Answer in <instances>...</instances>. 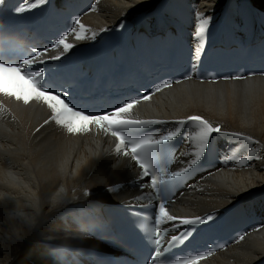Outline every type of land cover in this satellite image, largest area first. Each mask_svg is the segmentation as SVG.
Masks as SVG:
<instances>
[{"label": "bare ground", "instance_id": "1", "mask_svg": "<svg viewBox=\"0 0 264 264\" xmlns=\"http://www.w3.org/2000/svg\"><path fill=\"white\" fill-rule=\"evenodd\" d=\"M249 4L258 5L264 11V0H99L95 10L84 15L81 24L95 31L97 40L101 32L121 16L147 15L151 19L169 16L181 23L197 43L194 32L198 9L211 18L206 45L225 17L237 25L246 22ZM87 40L90 39L78 40L73 34L65 42L77 46ZM151 104L143 103L139 116H201L214 126H221L222 131L241 133L258 142L247 148L255 150L259 159H248L245 167L228 159L222 172L195 185V189L176 202L172 210L178 215H198L225 207L241 196L245 202L264 206V147H261L264 146V77L214 84L189 81L157 95ZM39 115V112L28 114L26 111L20 113V119L8 115L0 129V199L38 198L43 201L54 193L70 192L73 198L88 195L93 202L95 199L120 201L132 195L126 185L134 169L126 159L115 158L105 145L67 138L49 130V126L36 131L45 118ZM220 139L228 150H237V159L246 158L242 151L245 143L230 142L231 138L224 136ZM14 206L11 198L0 203V221L5 219L6 210ZM0 226L8 227L7 224ZM58 227H62L59 216L22 241L13 243L0 239V264H56L43 243ZM263 258L264 227L227 249L214 264H255Z\"/></svg>", "mask_w": 264, "mask_h": 264}, {"label": "snow or ice", "instance_id": "2", "mask_svg": "<svg viewBox=\"0 0 264 264\" xmlns=\"http://www.w3.org/2000/svg\"><path fill=\"white\" fill-rule=\"evenodd\" d=\"M45 3V0H31V3L22 0V4L15 9L17 12L23 13L26 10L37 7L39 4ZM93 10L95 8L93 7ZM196 30L194 37L197 40V45L194 48L193 60L199 61L203 53L206 42V34L208 26L211 23L210 17H205L198 9L195 12ZM70 34H75L76 39H95L97 33L90 29H86L80 22L79 18L72 21L69 30ZM90 32V35L82 33ZM66 35H61L53 42L52 49H45L42 52L33 50L28 58H24L16 63H8L7 61H0V94L15 97L17 100H23L25 104L32 100L41 101L51 109V119L55 121L56 125L67 130L68 133H83L89 130V126L95 124L99 128H104L106 131H111V134L118 139L115 151L123 156L131 157L139 168L142 170L139 179H146L150 177V183L147 185L141 184V188L149 187L156 195L159 202V212L152 218L151 226H142L145 230L150 231L154 236L155 250L150 258L152 264H160L159 257L162 252V240L164 233L171 229H181L178 234L171 235L168 240L169 247L177 245H184L200 226H206L215 219L214 213H208L202 216L193 218H178L168 214L165 209V202H171V196L168 193L171 191L168 188L169 184L176 186L183 184L184 181L191 176L192 172L197 171L199 162L204 157L205 152H210V142L213 141V134L229 137L230 142H243L246 148L242 150L245 159H237L238 152L236 149H229L225 159L233 160L237 166H247V160L251 158L259 159L260 156L255 150L248 149L247 145L258 143L252 140L251 137L244 136L241 133L222 131L221 126L215 125L212 122L202 118L201 116H189L186 120L179 121H163V120H139L129 119L128 114L133 107L143 101L151 100L152 96L162 91L164 88L171 87L173 83L178 81H163L155 85L150 91H144L142 94L134 97H129L127 101L122 102L115 111L108 112L105 115L85 114L89 112L88 108H81L79 103L75 101L65 102L67 99L66 92H60L50 81H45V70L40 68L38 70L26 69V66L33 63H44L40 58L46 51L61 48L62 53H67L73 47L72 44L66 43ZM52 60H60L61 55L57 54L51 57ZM196 64H193V68ZM191 78V77H187ZM231 79H242V77H226ZM55 93V94H53ZM64 97L63 99L61 97ZM72 105V106H70ZM49 123V121H45ZM172 123L174 127L160 132L156 135H144L138 130L150 127L157 124ZM185 126L189 131H185ZM182 137L188 144L189 151H185L182 155L189 156V162L180 171L168 170V164L174 162L171 143L177 136ZM239 147V145H238ZM264 147V146H261ZM194 187V186H190ZM113 191V188L110 189ZM87 194V193H85ZM144 197H141L143 199ZM178 223L171 224V228H165L162 232L160 225L168 224L169 222L177 221ZM187 226V227H185ZM244 239V234H240L236 240L237 242ZM213 254V249L209 248L204 253L190 254L189 259L183 264H198V261L210 257Z\"/></svg>", "mask_w": 264, "mask_h": 264}, {"label": "clouds", "instance_id": "3", "mask_svg": "<svg viewBox=\"0 0 264 264\" xmlns=\"http://www.w3.org/2000/svg\"><path fill=\"white\" fill-rule=\"evenodd\" d=\"M9 198L15 201V206L7 209L5 219L0 221V225H8L7 228L0 226V239L22 241L59 216L62 227L53 229L47 237L48 251L56 264H84L95 255L84 242L109 227L102 205L90 201L88 195L73 198L70 192L54 193L43 201L6 197L0 203Z\"/></svg>", "mask_w": 264, "mask_h": 264}]
</instances>
